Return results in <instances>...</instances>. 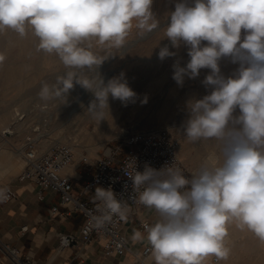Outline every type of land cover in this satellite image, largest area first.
Listing matches in <instances>:
<instances>
[{
    "label": "clouds",
    "instance_id": "clouds-1",
    "mask_svg": "<svg viewBox=\"0 0 264 264\" xmlns=\"http://www.w3.org/2000/svg\"><path fill=\"white\" fill-rule=\"evenodd\" d=\"M153 0H0V31L12 29L25 36L30 29L38 38V51L56 54L68 69H92L103 61L83 42L123 45L133 22L151 32L158 22ZM174 48L183 42L190 58L185 67L174 64L173 79H194L201 69L211 72L202 82L213 90L188 103L184 135L192 142L215 140L218 154L191 179L180 168L146 167L136 172L134 186L140 204L154 209L159 219L147 227L156 264H204L214 256L228 258L229 226L252 232L264 242V0H187L176 3L165 28ZM242 29L245 35L242 39ZM202 42H207L203 44ZM167 46L159 59L175 56ZM224 57L239 64L232 76L221 74ZM0 54V61L3 60ZM99 78L98 85L77 72L44 84L41 99L64 97L74 82L93 91L89 109L108 108V97L125 105L136 93L123 79ZM145 98L142 103H146ZM239 109L240 114L233 113ZM103 119L102 111L97 112ZM3 192L0 191V197ZM95 197L109 214H122V203L109 189L97 188Z\"/></svg>",
    "mask_w": 264,
    "mask_h": 264
},
{
    "label": "rangeland",
    "instance_id": "rangeland-1",
    "mask_svg": "<svg viewBox=\"0 0 264 264\" xmlns=\"http://www.w3.org/2000/svg\"><path fill=\"white\" fill-rule=\"evenodd\" d=\"M151 11L158 22V27L148 32L136 27L134 21L133 28L120 47L109 43L100 44L95 38L83 42V46L89 48L98 60L103 61L92 69H68L58 55L38 51L39 40L30 29L25 36H20L12 29L0 31V54L4 57L0 61L2 156L10 157L14 152L19 153L18 157L24 164L25 150L30 142L38 151L48 150L58 144H68L77 148L80 153L77 155L80 157L89 152L90 141L87 135L93 131L95 122L82 117L88 115L94 117L99 111L96 110L95 113L89 109L96 99L93 91L74 82L73 89L69 90L65 98L41 99L39 95L44 84L51 86L55 84L57 77L68 71H75L81 82L91 81L93 85H98L99 78L107 84L110 79L123 73V78L136 86L134 101L125 105L118 100L120 118L118 124L112 128L104 125L101 127L100 138L93 140V144L100 142L102 145H99L98 154L91 160L98 157L106 145L116 144V139L124 129L146 130L166 127L180 142L179 155L189 169L190 178L206 161L213 162L208 158L218 154V142L215 141V146L208 149V140L192 142L187 139L184 128L180 126L184 116H181L180 112L188 109L191 100L188 92L194 87L197 88L198 83L202 84L203 92H207L208 87L202 82L208 75V69H201L199 76L194 79L185 76L183 84H177L173 79V65L185 67L190 59L187 55L188 50L182 48L181 44L174 48L171 41L166 38L165 28L170 23V16L155 15L158 10L154 7H151ZM164 46L176 55L159 59L158 53ZM182 92L187 95L181 97ZM145 98L147 102L142 103ZM84 109L85 114L79 117ZM185 118H189V115L184 116ZM78 144L81 146L78 147ZM184 154L193 159H186L187 156ZM80 170L83 177L88 176L83 165ZM225 243L230 249L226 264H264V242L252 232L241 230L232 224L229 226ZM210 264L218 262L212 260Z\"/></svg>",
    "mask_w": 264,
    "mask_h": 264
},
{
    "label": "built area",
    "instance_id": "built-area-1",
    "mask_svg": "<svg viewBox=\"0 0 264 264\" xmlns=\"http://www.w3.org/2000/svg\"><path fill=\"white\" fill-rule=\"evenodd\" d=\"M116 144L106 145L98 157L91 160L86 155L79 158L77 167H85L87 180L80 192L74 191L73 177L64 174L66 167L75 161V152L68 144H58L45 151H38L30 142L26 147L25 167L20 180L32 181L39 188V196L43 191L59 194V201L68 210L66 216L73 212H81L84 221L77 233H58V244L61 249L74 243L88 244L97 242L101 250L108 256H121L129 250L124 222L135 215L139 203L138 194L143 187L137 189L133 184L136 172H143L146 167L161 170L166 166L178 167L184 176L190 178L189 169L179 155L180 142L169 129L157 127L151 129H124L116 139ZM111 189L122 203V214H109L103 203L96 199L97 188ZM0 201L9 203L15 197L11 185L2 190ZM59 206L52 207L58 211ZM153 225L148 220L139 222V229L145 232L148 240L147 227ZM28 229L25 225L22 231ZM9 256V264H31L20 256V251L9 244L5 245ZM141 260H156L149 241L140 255ZM215 261L218 259L215 257Z\"/></svg>",
    "mask_w": 264,
    "mask_h": 264
},
{
    "label": "crops",
    "instance_id": "crops-1",
    "mask_svg": "<svg viewBox=\"0 0 264 264\" xmlns=\"http://www.w3.org/2000/svg\"><path fill=\"white\" fill-rule=\"evenodd\" d=\"M179 2L181 0H153L151 7L157 8L158 12L155 13L157 16H170V13L175 10L176 3ZM187 2L191 5L192 0H187ZM245 34V30L242 29V39ZM202 43L207 44V42ZM181 47L188 50L183 42ZM219 64L221 74L226 78L232 76L239 67L238 63H232L228 57L222 58ZM210 72L211 70L208 69V75ZM201 86L202 84L198 83L197 88L194 87L188 92L191 100L202 99L213 90L208 87L205 93ZM183 95L187 94L182 92L181 97ZM175 103L177 105V101ZM180 114L186 116L189 115V111L183 109ZM239 114L237 108L233 115L238 116ZM184 116L180 123L182 129L189 119H184ZM176 128H178L177 124ZM207 146L208 149L215 146V140H208ZM1 152L2 150H0V191L6 185H11L13 189L15 188V197L7 204L0 201V264L10 263L5 251L6 244L16 247L20 251V256L29 260L31 264H156L151 258L141 260L137 257L148 242L145 232L140 231L138 227L139 222L148 220L154 224L159 219V214L154 209H149L140 202L136 206L135 215L124 222L123 229L129 245V250L124 255L108 256L97 242L88 244L78 242L61 249L58 244V233H77L84 221L83 214L73 212L66 216L63 212L68 208L60 204L59 194L55 192L43 191L42 198H40L39 188L34 182L23 181L19 178L25 167V159L23 164L18 157L19 153L14 152L13 156L7 157L2 156ZM184 156H187L188 160L193 159L188 154ZM213 158L208 159L213 160ZM64 174L73 177L76 193L80 192L88 178V176L83 177L80 167L77 166L72 174L66 169ZM56 205L59 209L53 212L52 207ZM25 225L28 229L22 231ZM214 258V256L208 257L204 264H210Z\"/></svg>",
    "mask_w": 264,
    "mask_h": 264
},
{
    "label": "bare ground",
    "instance_id": "bare-ground-1",
    "mask_svg": "<svg viewBox=\"0 0 264 264\" xmlns=\"http://www.w3.org/2000/svg\"><path fill=\"white\" fill-rule=\"evenodd\" d=\"M10 38V37H9ZM12 40V39H11ZM15 41V40H14ZM124 79V78H123ZM127 79V78H126ZM125 80V79H124ZM127 81V84H128V86L134 91L135 89H136V86H135V84H131V83H129V81H128V79L126 80ZM93 98V97H92ZM120 101V100H119ZM119 102H118V100H116V99H113L112 97H111V95H109V97H108V108L107 107H105L104 109H102V110H99V111H102V114H103V119L101 120V117H100V115H98V114H94V117H91L90 115H88V116H84V117H82L83 116V114H85L84 113V111L86 110V109H84L83 111H82V113L80 114V115H78L79 117H82L83 119L85 118V120H92V121H94L95 122V127H93L94 129H93V131L92 132H90V133H88V135H87V139L90 141V144L88 145L89 147H88V153L86 154V156H88V158L89 159H92V158H94L97 154H98V150H99V147L102 145V144H100V142H96L95 144H93V140H98L99 138H100V134H101V132H102V128L101 127H103L104 125L106 126V124L107 125H109L111 128L112 127H114L116 124H118L117 122H119V115H118V104ZM47 108V107H46ZM99 111H97V112H99ZM95 112V111H94ZM93 112V113H94ZM96 113V112H95ZM20 114V113H19ZM89 114V113H88ZM71 115V114H70ZM74 115H72V118H74L73 117ZM16 118H17V116H16ZM42 118V117H41ZM88 118V119H87ZM20 119V118H19ZM48 119H49V117H48ZM48 122H50V120L48 121ZM51 122H52V118H51ZM50 122V123H51ZM49 125V124H48ZM38 126V125H37ZM39 127V126H38ZM37 127V129L39 130L40 128H38ZM109 128V127H108ZM110 128V129H111ZM108 134V133H107ZM101 141H103L102 139H101ZM47 143V142H46ZM98 144V145H97ZM100 145V146H99ZM75 146V145H74ZM78 147L79 146H81L80 144H78L77 145ZM86 146V145H85ZM72 149L76 152V158H75V161L71 164V165H69L68 167H66V170H68V172H70L71 174L74 172V169L76 168V166L78 165V163H79V158H80V155L78 156L77 154H80L79 153V151H77L76 149L77 148H74L73 146H72ZM2 155V154H1ZM18 166V165H17ZM15 186V185H14ZM15 189V188H14ZM218 264H226V259L225 260H219L218 261Z\"/></svg>",
    "mask_w": 264,
    "mask_h": 264
}]
</instances>
